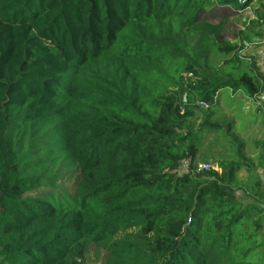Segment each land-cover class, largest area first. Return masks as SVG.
Instances as JSON below:
<instances>
[{
	"label": "trees",
	"instance_id": "16d2710c",
	"mask_svg": "<svg viewBox=\"0 0 264 264\" xmlns=\"http://www.w3.org/2000/svg\"><path fill=\"white\" fill-rule=\"evenodd\" d=\"M253 1L0 0V264H264L261 180L193 172L218 91L264 88L237 37L264 0L226 38Z\"/></svg>",
	"mask_w": 264,
	"mask_h": 264
},
{
	"label": "crops",
	"instance_id": "0c3cea01",
	"mask_svg": "<svg viewBox=\"0 0 264 264\" xmlns=\"http://www.w3.org/2000/svg\"><path fill=\"white\" fill-rule=\"evenodd\" d=\"M227 8L231 22L227 26L226 38L232 42L238 41L234 32L239 34L246 30L244 22L263 16L257 0L242 8ZM240 36L237 35L243 42L242 55L250 58L249 61L253 60L264 76V21L251 25L246 34L242 33ZM216 102L217 110H212L209 122L220 125L223 136L232 139L229 146L233 155L229 158L239 164V177L248 184L261 180L264 186V88L257 96L252 97L241 89L224 87L218 91ZM205 135L206 141L219 137V129L207 131ZM219 156L222 161L226 157L224 153H219Z\"/></svg>",
	"mask_w": 264,
	"mask_h": 264
},
{
	"label": "rangeland",
	"instance_id": "374dc122",
	"mask_svg": "<svg viewBox=\"0 0 264 264\" xmlns=\"http://www.w3.org/2000/svg\"><path fill=\"white\" fill-rule=\"evenodd\" d=\"M231 21H229L230 23ZM218 102L214 104L212 107V110H217ZM198 108V118L196 119V125L200 126V123L204 120L205 115L207 116L206 110L208 109H202ZM210 113H212L210 111ZM213 114V113H212ZM220 126V125H219ZM221 127L219 128V137H213L212 139H207L206 137H203L204 141L202 144V150L199 156V163H208L211 164L212 167L215 169L218 168L219 162H220V156L219 153H225L231 152L230 144L232 142V139L229 140L226 139V135L223 136V133L221 132ZM227 133V132H226ZM232 136V135H231ZM226 139V140H225ZM201 144V142H200ZM233 144H235V141H233ZM232 153V152H231ZM216 155V157H215ZM217 158V159H216ZM242 200L245 202L244 198ZM248 200H246L247 202ZM262 245L260 246V250L264 253V227L262 228ZM106 244H97L91 241H88L86 244V261L89 264H109L110 262V254H109V248Z\"/></svg>",
	"mask_w": 264,
	"mask_h": 264
},
{
	"label": "built area",
	"instance_id": "2783aa9c",
	"mask_svg": "<svg viewBox=\"0 0 264 264\" xmlns=\"http://www.w3.org/2000/svg\"><path fill=\"white\" fill-rule=\"evenodd\" d=\"M193 76V75H191ZM190 76V77H191ZM196 106L202 109H208L210 108V103L207 100H202L196 103ZM190 167V161L185 160L183 161L182 165L180 166L179 170L182 172L188 171ZM211 168H214L211 166V164L208 163H199L196 165V169L193 171L195 173L201 172L202 170H210Z\"/></svg>",
	"mask_w": 264,
	"mask_h": 264
}]
</instances>
